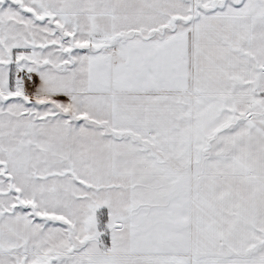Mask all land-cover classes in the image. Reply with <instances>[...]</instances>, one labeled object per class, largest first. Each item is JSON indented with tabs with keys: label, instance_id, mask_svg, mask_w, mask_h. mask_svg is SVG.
<instances>
[{
	"label": "snow or ice",
	"instance_id": "6c2138e0",
	"mask_svg": "<svg viewBox=\"0 0 264 264\" xmlns=\"http://www.w3.org/2000/svg\"><path fill=\"white\" fill-rule=\"evenodd\" d=\"M0 264H264V0H0Z\"/></svg>",
	"mask_w": 264,
	"mask_h": 264
}]
</instances>
